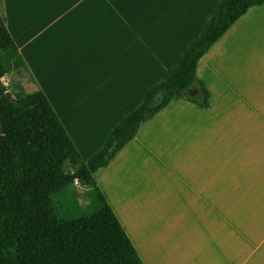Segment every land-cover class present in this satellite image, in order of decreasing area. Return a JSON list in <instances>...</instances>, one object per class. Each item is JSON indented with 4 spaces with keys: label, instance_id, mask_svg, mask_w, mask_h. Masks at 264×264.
Instances as JSON below:
<instances>
[{
    "label": "rangeland",
    "instance_id": "374dc122",
    "mask_svg": "<svg viewBox=\"0 0 264 264\" xmlns=\"http://www.w3.org/2000/svg\"><path fill=\"white\" fill-rule=\"evenodd\" d=\"M214 1L2 0L18 45L1 53L13 104L40 110L49 97L77 146L73 172L77 156L98 152L166 78ZM256 17L247 14L228 30L236 39L227 34L202 57L210 107L174 100L96 173L145 264H264V25ZM0 157L13 184L1 126Z\"/></svg>",
    "mask_w": 264,
    "mask_h": 264
},
{
    "label": "trees",
    "instance_id": "16d2710c",
    "mask_svg": "<svg viewBox=\"0 0 264 264\" xmlns=\"http://www.w3.org/2000/svg\"><path fill=\"white\" fill-rule=\"evenodd\" d=\"M2 0H0L1 2ZM264 0H219L202 32L183 51L166 78L111 130L89 159L44 93L41 109L13 104L1 53L18 45L0 11V126L11 153L13 184L0 157V264H145L99 185L96 173L132 141L142 125L174 100L211 106L212 90L199 74L202 57L252 7ZM199 88L194 95L191 89ZM86 186L85 193L75 188Z\"/></svg>",
    "mask_w": 264,
    "mask_h": 264
},
{
    "label": "crops",
    "instance_id": "0c3cea01",
    "mask_svg": "<svg viewBox=\"0 0 264 264\" xmlns=\"http://www.w3.org/2000/svg\"><path fill=\"white\" fill-rule=\"evenodd\" d=\"M219 0H217L216 2L214 1V3H213V6H214V8H215V6H216V4H217V2H218ZM214 8H213V10H214ZM255 12L256 13V15H257V24H259V25H264V4H261V5H255V6H252L235 24H236V26H237V23L239 22H241L242 20H243V18L247 15V14H249L250 12ZM246 20V19H245ZM244 20V21H245ZM244 21H242V23L244 22ZM234 24V25H235ZM233 25V26H234ZM232 26V27H233ZM231 27V28H232ZM230 28V29H231ZM229 29V30H230ZM228 32V31H227ZM225 33L224 34V36H226L227 34H232V36H234V38L236 39L237 38V36H238V33H237V31H230V33L228 32V33ZM232 32V33H231ZM233 32H236L237 34H235V33H233ZM224 36L222 37V38H220V40H218L217 42H219V41H223V40H225L224 39ZM216 42V43H217ZM215 43V44H216ZM227 43H230L231 45H232V42H230V41H227ZM226 44V43H225ZM233 46H237L236 44H234ZM188 47V46H187ZM238 47V46H237ZM213 92V91H212Z\"/></svg>",
    "mask_w": 264,
    "mask_h": 264
},
{
    "label": "water",
    "instance_id": "95a60500",
    "mask_svg": "<svg viewBox=\"0 0 264 264\" xmlns=\"http://www.w3.org/2000/svg\"><path fill=\"white\" fill-rule=\"evenodd\" d=\"M197 91H198V89H197V88H193V89H191V92H192V94H196V93H197Z\"/></svg>",
    "mask_w": 264,
    "mask_h": 264
}]
</instances>
